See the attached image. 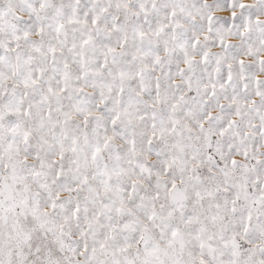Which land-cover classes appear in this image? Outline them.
Segmentation results:
<instances>
[{
  "label": "snow or ice",
  "instance_id": "obj_1",
  "mask_svg": "<svg viewBox=\"0 0 264 264\" xmlns=\"http://www.w3.org/2000/svg\"><path fill=\"white\" fill-rule=\"evenodd\" d=\"M0 264H264V0H0Z\"/></svg>",
  "mask_w": 264,
  "mask_h": 264
}]
</instances>
